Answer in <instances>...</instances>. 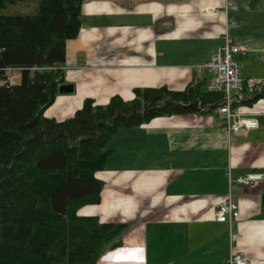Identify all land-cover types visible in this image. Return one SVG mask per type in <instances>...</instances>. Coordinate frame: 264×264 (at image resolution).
Segmentation results:
<instances>
[{"label":"crops","instance_id":"1","mask_svg":"<svg viewBox=\"0 0 264 264\" xmlns=\"http://www.w3.org/2000/svg\"><path fill=\"white\" fill-rule=\"evenodd\" d=\"M79 19L60 84L73 93H58L47 119L65 122L87 101L131 102L136 90L193 85L215 92L205 66L225 36L247 50L235 61L264 92V0H85ZM245 97L235 95L234 108L257 127L239 134L227 133L217 108L155 118L112 136L96 174L100 203L78 215L127 228L97 264H229L232 253L264 264V98L247 105ZM248 176L262 179L233 182ZM229 198L240 210L232 226L216 220Z\"/></svg>","mask_w":264,"mask_h":264},{"label":"trees","instance_id":"2","mask_svg":"<svg viewBox=\"0 0 264 264\" xmlns=\"http://www.w3.org/2000/svg\"><path fill=\"white\" fill-rule=\"evenodd\" d=\"M35 2L32 15H3ZM85 0H0V264H97L119 245L125 224L100 223L79 211L100 203L107 144L121 129L155 118L210 113L222 92L136 90L135 99L85 102L73 118H45L64 82L66 43L78 37ZM18 72V85L8 83ZM264 92L244 98L247 105Z\"/></svg>","mask_w":264,"mask_h":264},{"label":"built area","instance_id":"3","mask_svg":"<svg viewBox=\"0 0 264 264\" xmlns=\"http://www.w3.org/2000/svg\"><path fill=\"white\" fill-rule=\"evenodd\" d=\"M246 51L245 48L234 46L232 40L228 36H225L223 46L212 56L205 66L213 74L210 89L222 92L225 95V104L218 108V113L226 121L225 130L228 134H239L242 130L249 131L257 127V123L252 120H241V113L234 108L235 95L253 96L263 93V83L260 80L243 78L240 67L235 61L237 54ZM8 83L11 86L17 85L14 79L10 77ZM261 179V176H248L247 178H239L233 182L250 186ZM239 217V206L232 198L220 204L216 210V220L221 223H228L230 226ZM237 237V234H232V241H235ZM228 263L253 264L254 262H248L241 254L232 253Z\"/></svg>","mask_w":264,"mask_h":264},{"label":"rangeland","instance_id":"4","mask_svg":"<svg viewBox=\"0 0 264 264\" xmlns=\"http://www.w3.org/2000/svg\"><path fill=\"white\" fill-rule=\"evenodd\" d=\"M38 4L35 2L20 3L15 6H8L6 10L2 12L3 15H32L37 12ZM10 78H13L16 84L21 81V76L18 72H9Z\"/></svg>","mask_w":264,"mask_h":264},{"label":"water","instance_id":"5","mask_svg":"<svg viewBox=\"0 0 264 264\" xmlns=\"http://www.w3.org/2000/svg\"><path fill=\"white\" fill-rule=\"evenodd\" d=\"M59 94H72L73 93V86H59L58 89Z\"/></svg>","mask_w":264,"mask_h":264}]
</instances>
